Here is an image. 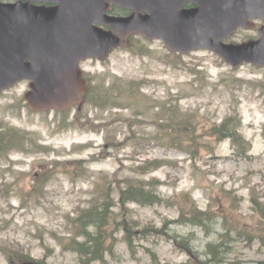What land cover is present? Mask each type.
<instances>
[{
	"label": "rangeland",
	"instance_id": "374dc122",
	"mask_svg": "<svg viewBox=\"0 0 264 264\" xmlns=\"http://www.w3.org/2000/svg\"><path fill=\"white\" fill-rule=\"evenodd\" d=\"M261 24L241 28L227 41L257 38ZM182 54L161 39L138 36L105 60L81 62L101 95L113 85L131 89L143 83V89L88 100L80 111L33 112L25 98L27 82L4 94L0 121L15 137L0 154V264H10L7 251L27 253L43 264H83L65 248L79 211L109 182L117 199L119 187L134 179H157L165 201L129 203L128 220L138 232L135 251L122 228L115 254L92 264H199L212 257L211 245L223 251L225 264H264V244L243 233L258 234L257 225L264 222V211L253 202L264 204V66L234 67L208 49ZM165 103L169 112L161 109ZM161 114L160 124L170 118L192 121L189 127L200 135L197 157L172 145L157 121ZM230 116L241 120L239 131L250 147L246 156L238 155L231 138L210 135ZM72 159L82 161V176L74 184ZM148 160L161 165L145 170ZM56 161L61 164L53 166ZM192 201L213 213L209 228L188 223ZM146 227L166 232L141 234Z\"/></svg>",
	"mask_w": 264,
	"mask_h": 264
},
{
	"label": "water",
	"instance_id": "95a60500",
	"mask_svg": "<svg viewBox=\"0 0 264 264\" xmlns=\"http://www.w3.org/2000/svg\"><path fill=\"white\" fill-rule=\"evenodd\" d=\"M8 1L0 3V89L32 79L27 98L35 110L81 109L88 83L80 62L105 60L136 35L180 53L206 48L231 66H264V0ZM113 6L130 14H113ZM258 19V39L226 41Z\"/></svg>",
	"mask_w": 264,
	"mask_h": 264
},
{
	"label": "trees",
	"instance_id": "16d2710c",
	"mask_svg": "<svg viewBox=\"0 0 264 264\" xmlns=\"http://www.w3.org/2000/svg\"><path fill=\"white\" fill-rule=\"evenodd\" d=\"M114 14H126L128 11L114 6L112 9ZM175 54L181 53L175 52ZM181 62V61H180ZM89 89L87 92V101L96 100L101 98H107V96H119L121 93L130 92L132 94L141 92L143 89V83L131 89H121L116 88L115 85L105 88L103 90V95L99 94L96 91V87L92 86L89 79H87ZM105 91V92H104ZM131 106V105H129ZM168 105L161 107L165 109V112L170 110ZM174 106V105H172ZM121 107H124L121 104ZM163 114V113H162ZM158 118L159 122L162 119ZM189 123H192L190 119L177 121L175 118H170L167 123L159 124L162 126L160 129L166 135L172 137V145L178 148L184 149L186 152L190 153L191 157H197L200 154L201 145L198 143L200 135L197 133L198 130L192 129L189 127ZM241 125V120L235 122L234 117L230 116L223 120L222 123L215 125L209 130L210 135L216 136L218 141H222L226 138H231L233 144L237 147L239 156H246L250 150V147L246 146V141L243 135L239 131V126ZM92 127L96 128L93 124ZM190 130H184V129ZM181 136V137H180ZM22 138H25L23 136ZM111 141V137L108 138ZM114 145L117 146L116 141ZM161 165L160 161H150L146 163L145 170L156 169ZM143 167V166H141ZM158 180L157 179H134L127 181V186L119 187L118 198L114 199L112 196L111 185L112 182L106 185V190L98 191L89 206L81 209L78 216L74 220V234L68 244L65 246L67 250L76 252L83 264H92L97 261H105L107 254H115L116 247L118 245V233L122 228L125 230L124 240L128 244V248L131 251H135V227L131 224L129 219V203H138L141 205H155L157 203H162L165 201L162 198L161 194L158 192ZM119 199V200H118ZM253 202L258 206L256 209L264 211V204L258 199L253 198ZM119 207L120 211L117 213L113 208ZM187 213L189 219L188 223L194 225H200L204 228L210 227V220L215 217L210 215L209 211L201 210L194 201L187 207ZM186 215V214H185ZM182 219H178V222H183ZM114 225L115 227H112ZM134 228V229H133ZM258 234L250 231L243 230V233L248 236V238H259L264 244V222L260 221L257 225ZM166 232L164 228L157 227H146L142 231H139L141 234H150L151 232ZM7 256L10 264H22L24 262H39L44 263L43 261H36L29 254L21 251H7ZM210 253L212 257L209 260H202L199 264H225L222 260L223 251L219 250L217 247L211 245ZM263 264V263H260Z\"/></svg>",
	"mask_w": 264,
	"mask_h": 264
},
{
	"label": "flooded vegetation",
	"instance_id": "af4514ba",
	"mask_svg": "<svg viewBox=\"0 0 264 264\" xmlns=\"http://www.w3.org/2000/svg\"><path fill=\"white\" fill-rule=\"evenodd\" d=\"M0 3L2 5H4L5 0H0ZM134 38H136V37L134 36L132 39H134ZM88 60H91V59H88ZM84 61H87V60H84ZM21 82H27L28 83V89L25 92V98L27 100V105H28L29 109L32 110L35 113H46V112L49 113L51 111H63L64 112V111L73 110L76 107H77L78 110H80L78 106H74V107H72V108H70L68 110H62V109L35 110V109L31 108V106L29 104V101H28V98H27V94L31 90L32 83H33V80L32 79H23V80H20V81L15 82L14 84H12V85H10V86H8L6 88H1L0 89V109H3L4 108V102H3V100H4V94L7 91H9L10 89H13L14 87H16ZM14 137H15V131H13L11 128L5 126L2 123V121H0V154L3 151V149L5 147V144L6 143H9L11 141V139H13ZM56 162L57 163H54L53 166H55V165L58 166V164H61L60 161H56ZM68 162H69V164L72 165V168H73V172H72V176H71L72 183L73 184L74 183H78L77 181L82 176V172L79 170V168L82 165L81 164L82 161L72 159V160H70ZM48 172H49V170H47L45 174H49ZM50 172H51V170H50Z\"/></svg>",
	"mask_w": 264,
	"mask_h": 264
}]
</instances>
